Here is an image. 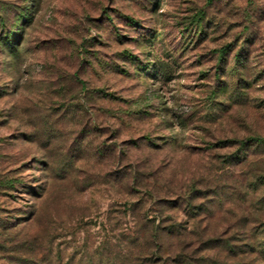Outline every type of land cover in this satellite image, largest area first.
<instances>
[{"label": "rangeland", "instance_id": "1", "mask_svg": "<svg viewBox=\"0 0 264 264\" xmlns=\"http://www.w3.org/2000/svg\"><path fill=\"white\" fill-rule=\"evenodd\" d=\"M0 10V214L29 219L37 204L23 230L36 237L34 264H264V149L246 159L238 142L218 143L264 132V75L232 103V0H0ZM10 29L13 54L1 44ZM252 48L264 68V28ZM37 176L39 200L19 183ZM122 176L149 186L132 191ZM191 177L218 190L195 217L152 198L151 185H169L167 196ZM172 224L182 229L164 235Z\"/></svg>", "mask_w": 264, "mask_h": 264}, {"label": "trees", "instance_id": "2", "mask_svg": "<svg viewBox=\"0 0 264 264\" xmlns=\"http://www.w3.org/2000/svg\"><path fill=\"white\" fill-rule=\"evenodd\" d=\"M213 1L214 0H205V4H211L213 3ZM25 13L26 12H24V14ZM5 15V11L0 10V28H3L6 24ZM232 17L234 21L239 19L237 25L241 27L240 32H238L240 36H238V38H233L232 40V103L237 104L238 101H241V99H249V90H251L253 84L257 82L256 79H258V77L260 76L263 77L264 75V68H261L260 65H258L259 61L254 55L257 48H252L261 40V33L262 29L264 28V0H232ZM196 18V32H199L200 29L203 30V26L202 28L200 26L203 25L202 22L206 18L205 10L203 8H199L194 13L193 20H195ZM21 19H23L22 16L20 19L17 18L14 21H16L17 23V21ZM1 33L2 47L5 50L8 49L11 54L15 53L16 50H13L15 46L12 45V40L15 39L14 36L18 35V31L10 29L8 33H6V31ZM227 46L228 44L221 46L216 50V60L218 62L222 61L225 54L227 53ZM217 67L220 68L219 66ZM228 84L219 86L216 92H226L227 87L229 86ZM3 95L4 94L0 93V98L3 97ZM257 100L258 101L255 103H260L262 109L264 110V96H258ZM232 142H238L240 149L242 150V152H244V157L247 159V151L251 149L253 151L264 149V132L252 131L246 136L237 140L218 141L219 144H229ZM105 153L106 151L99 147V151L96 156L101 157ZM34 161H36V159ZM225 162L229 163L226 164L227 166H232V154L226 157ZM51 172L53 176H49V178L52 180H59L63 177L57 176L61 173L59 169L52 167ZM261 176H264V174ZM122 177L125 185L128 186L132 191H135L139 186L145 188L149 186V184H146L143 181L141 182L140 178H138L137 176ZM42 179L43 176L35 177V179L32 181L34 183L33 185L29 182L25 184L24 182L19 183H23L22 187L25 189V192L32 197L31 199L39 200L43 197L44 191L46 189V185L42 184ZM15 183V181L7 182V187L14 188ZM207 183V181L199 180L196 177H191L183 181L182 183L179 182L175 183L174 185L171 183L170 187L172 188H169L168 191H171L172 194H168L170 192L166 191L167 196L160 195V191H163V188H166L169 185H163L161 186V188H158L159 186L156 185H151L150 189L152 192L150 193H154L152 198L157 202V204H168L170 207H173V209H178L181 206H185L186 208L190 209V213L193 215V217H195L197 215V212H202L207 209L205 203L197 202L199 198L204 197L205 199H207L212 195L218 196L217 188L214 190L206 189L208 187L206 185ZM254 184H256V181L254 182ZM204 187L205 189H203ZM168 195L171 198H169ZM173 198H176L177 200H171ZM31 203L32 204L30 207H32L34 212L32 213V217L29 219L23 220L25 214H22L23 212L21 211L12 210V214L11 216H9L11 218H9L8 216H2L0 214V254L1 257L7 259L8 263L10 264H34L36 258L39 256V254H41L34 251L30 244V242H35L36 237L23 235V230L27 223L36 220L35 218L37 217V211H35L37 204H35V202ZM195 209L198 211L196 212ZM258 224L259 226L257 227V230H264V222L262 224ZM180 229H182V226L180 224H172L164 228L163 233L164 235L172 234L173 232L180 231ZM30 238H32L33 240L31 241ZM260 242V249L262 252H264V239H262ZM153 258L154 257H149L144 261L138 260V263H160L161 260Z\"/></svg>", "mask_w": 264, "mask_h": 264}]
</instances>
